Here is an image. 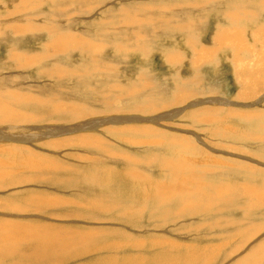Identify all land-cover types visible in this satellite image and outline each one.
I'll use <instances>...</instances> for the list:
<instances>
[{
	"label": "rangeland",
	"instance_id": "1",
	"mask_svg": "<svg viewBox=\"0 0 264 264\" xmlns=\"http://www.w3.org/2000/svg\"><path fill=\"white\" fill-rule=\"evenodd\" d=\"M262 2L88 0L75 7L77 0L68 2L67 13L60 12L64 7L59 3L42 6L38 14L31 10L28 13L37 20L30 23L37 30L17 32V17L8 14L15 10L13 4L0 0V93L20 95L13 108L18 106L22 116L8 126L0 124V165L5 162L0 174L13 175L0 180V225L30 222L52 232L69 230L72 250L81 249L87 258L75 256L64 264H99L94 261L97 257L114 258L116 264L142 258V264H150L164 252L155 250L154 243L160 241L171 243L169 257L183 256L182 244L206 247L222 241L229 257L249 253L260 244L264 232L247 241L235 236L236 229L223 226L234 218L236 231H241L239 224L264 227V203L247 196L250 188L258 194L264 191ZM124 23L127 26L121 28ZM57 25L65 34H74L69 46L76 49H53L54 42L67 38ZM223 36L230 38L221 46ZM79 37L84 44L74 42ZM236 41L243 46L237 49L232 45ZM201 51L208 54L205 61L196 56ZM22 59L28 66L21 64ZM86 61L91 75L79 76L76 73ZM101 66H109V73H100ZM187 79L201 85L191 81L189 85ZM181 81L187 82L189 95L178 91ZM200 86L206 93L196 90ZM133 88L138 92L133 94ZM113 120L121 122L115 125ZM121 155L130 159L120 165L115 160ZM181 167L199 173L206 195L185 200L191 205L174 215L183 201L174 195L194 187L193 177L186 179L183 173L172 183ZM202 168L209 172L200 174ZM133 170L146 186L166 182L169 189L156 199L151 186L142 188L127 177ZM44 200L55 204L45 207ZM95 201L98 209L90 205ZM243 209H250V214ZM79 229L78 238L95 229L103 234L94 255L84 244L91 240L76 243ZM26 249L19 244L14 255L1 253L0 264H12L22 255L27 264H54L51 254L43 261L36 254L27 256Z\"/></svg>",
	"mask_w": 264,
	"mask_h": 264
},
{
	"label": "bare ground",
	"instance_id": "2",
	"mask_svg": "<svg viewBox=\"0 0 264 264\" xmlns=\"http://www.w3.org/2000/svg\"><path fill=\"white\" fill-rule=\"evenodd\" d=\"M75 1H77V0H10V4H13V9H15V10H9L8 11V14H11V16H15V17H17V18H14L16 21H25V22H27L28 24H30V25H27V26H20V25H17V23H16V21L15 20H13V21H15L14 23H15V25H14V29L17 31V32H25L27 29H35V30H37V28L35 27V25H31V24H33V23H30V22H36L35 20H37L35 17V19L28 13V12H30L31 10H32V12L34 11V12H38V11H40V9L39 8H42V6H44V5H46V4H51V5H53V6H57V4L56 3H59L62 7H64V8H61V9H63V10H60V12H64V13H67V10H65V8H67V6L68 5H70V4H68V2L70 3V2H72L71 4H73ZM79 1V4H75L74 6L76 7L77 5H83V4H85V3H87L88 2V0H86V1H81V0H78ZM241 1H243V0H241ZM245 1V0H244ZM83 2V3H82ZM249 2V1H248ZM252 2V1H251ZM262 3H264V2H262ZM56 4V5H55ZM245 4V3H244ZM250 4V3H249ZM60 6V7H61ZM59 7V8H60ZM71 7V6H70ZM17 8V9H16ZM59 8H58V10H59ZM242 8V7H241ZM260 8H262V7H260ZM49 10V9H48ZM58 10H57V12H58ZM53 11V10H52ZM239 11V10H238ZM151 12V11H150ZM152 13V12H151ZM230 13V12H229ZM248 13V12H247ZM253 13V12H252ZM27 14L30 16H27ZM38 14V13H37ZM149 14V13H148ZM239 14V13H238ZM55 15V14H54ZM154 15V14H153ZM152 15V16H153ZM7 16H9V15H7ZM10 16V17H11ZM51 16V15H50ZM233 16V15H232ZM9 17V18H10ZM38 17V16H37ZM42 17V16H41ZM154 17V16H153ZM51 18V17H50ZM142 18L143 19H145L143 16H142ZM147 18V17H146ZM234 18V17H233ZM63 19H65V18H63ZM11 20V19H10ZM46 20V19H45ZM50 21V20H49ZM65 21V20H64ZM67 21V20H66ZM41 22V21H40ZM54 22H55V20L53 21V22H51V24L53 23L54 24ZM62 22V21H61ZM43 23V22H42ZM125 25H121V24H119V25H121V28H122V26L124 27H126L127 25H126V23H124ZM55 25V24H54ZM58 26V25H57ZM56 26V27H57ZM60 26V25H59ZM58 26V27H59ZM118 26V25H117ZM183 26V25H182ZM43 27H44V25H43ZM56 27H54V29L56 28ZM61 27V26H60ZM60 27H59V31H61L60 30ZM119 27V26H118ZM179 27V26H178ZM40 28H42V26L40 27ZM39 28V29H40ZM51 28V27H50ZM49 29V28H48ZM52 29V28H51ZM53 29V30H54ZM52 30V31H53ZM56 30V29H55ZM63 30V29H62ZM65 30H69V29H65ZM71 30V29H70ZM28 31V30H27ZM29 31H31V30H29ZM182 31V30H181ZM41 32H43V31H41ZM57 32V31H56ZM62 33L64 32V31H61ZM45 33V32H44ZM66 32H64L63 34H64V36L65 37H67L66 38V40H65V38L64 39H62L63 40V42H61V41H59V44H56V43H58V42H54V44H53V49L54 48H56V49H58V51H63V52H65V51H70V50H74L73 48H75V47H73V48H70V42H71V40H73V39H75V37H74V34H71V36H69L68 35V33L67 34H65ZM49 34V33H48ZM255 34V33H254ZM83 38V37H82ZM82 38H78L77 40H74V42L75 41H78V42H81L82 41ZM223 38L224 39H221L220 40V43H223L221 46H223L224 44H226L227 43V40H229V38L230 37H228V36H223ZM79 39H81V41H79ZM84 39V38H83ZM52 40V39H51ZM88 41V42H87ZM86 42H87V44L89 45V40H87ZM77 42V43H78ZM85 42V43H86ZM140 42H142V41H140ZM81 43H83V42H81ZM91 43V42H90ZM239 42L238 41H236V42H234L232 45H234V44H237L236 45V47H238L237 49H239V47L241 46H243V45H240V44H238ZM84 44V43H83ZM75 45H76V43H75ZM79 45V44H78ZM91 45V44H90ZM95 46V45H94ZM100 46V45H99ZM98 46V47H99ZM145 46V45H144ZM79 47V46H78ZM96 47V46H95ZM95 47H93L92 49L93 50H96V48ZM62 48V49H61ZM235 48V47H234ZM76 49V48H75ZM78 49V48H77ZM228 49V48H227ZM236 49V50H237ZM85 50V49H84ZM83 50V51H84ZM230 50H231V48H230ZM233 51H234V49H232ZM235 50V51H236ZM53 51V50H52ZM197 51V50H196ZM195 51V52H196ZM84 52H86V51H84ZM61 53V52H60ZM198 53V55H196V56H198L197 58H201V60L203 59L204 61H205V58L206 57H208V54H206V52L205 51H201V52H197ZM208 53V52H207ZM234 53V52H233ZM238 53H239V50H238ZM237 53V54H238ZM259 53V52H258ZM19 55V54H18ZM24 55V54H23ZM26 55V54H25ZM172 55H174V54H172ZM179 55V54H178ZM177 55V56H178ZM181 55V54H180ZM258 55V54H257ZM17 57V61H20V55L19 56H16ZM25 57V56H24ZM173 57V56H172ZM172 57H170L169 56V59H170V61L171 62H175V59L174 58H172ZM179 57V56H178ZM28 58V57H27ZM37 58H39V56H37ZM255 58H257L256 56H255ZM259 58V57H258ZM210 59V58H209ZM30 61H29V64H31L32 62H33V58H31V59H29ZM89 60V59H88ZM95 60H96V62L97 61H99V58L98 57H95ZM91 60H89V62H90ZM88 62V63H89ZM193 62V61H192ZM88 63H87V61L85 62V63H82L81 64V66H80V70L76 73V74H78L79 76L80 75H83V76H85L86 77V75L85 74H88V75H91V72H92V70H91V68L88 66ZM177 63V62H176ZM175 63V64H176ZM200 63V62H199ZM258 63V62H257ZM260 63H262V62H260ZM21 64L22 65H27L28 66V60H26V59H22L21 60ZM194 65V64H193ZM261 65V64H260ZM179 66V65H178ZM195 66H198V65H196V62H195ZM110 67L109 66H101V67H99V71H100V73H102V74H106V72H108L110 69H109ZM112 69H113V67H112ZM256 72V71H255ZM109 73V72H108ZM87 75V76H88ZM109 76V75H108ZM91 77V76H90ZM111 77V76H110ZM192 77V76H191ZM190 77V78H191ZM247 77H248V75H247ZM179 77H177V79H178ZM188 78V77H187ZM254 78V77H253ZM180 79V78H179ZM250 79V78H249ZM188 80V79H187ZM191 80H193V79H191ZM190 80V81H191ZM186 81V80H185ZM184 81V82H185ZM189 81V80H188ZM190 81H189V85H190ZM196 82H199V81H197V80H195ZM182 83L181 84H179L178 85V87H177V89H178V91L179 92H182L183 94H185V95H189V93H190V91H189V89L187 88V87H185V84L187 83H184L183 81H181ZM192 82V81H191ZM194 82V81H193ZM192 82V83H193ZM195 82V83H196ZM180 83V82H179ZM191 83V84H192ZM195 83H193V84H195ZM197 84V86L198 85H201V82L198 84V83H196ZM195 84V85H196ZM196 88V87H195ZM112 89V88H111ZM110 90V89H109ZM196 90L198 91V92H200V93H206V91H202V90H205L204 88L202 89L201 88V86H200V88H196ZM128 91H130V90H128ZM132 92H133V94H135V93H137L138 92V89L137 88H133L132 90H131ZM130 91V92H131ZM2 92H3V90H2ZM110 92H112V91H110ZM130 92H128V93H130ZM130 96V95H129ZM150 96V95H149ZM149 96H147L148 98H149ZM198 96L200 97H202V95H199L198 94ZM2 97H4V98H2ZM205 98V97H204ZM216 98V97H215ZM151 99V98H150ZM208 99H210V101L209 102H216V101H213V99H211V98H208ZM19 100H20V95L18 94V95H16V94H13L12 93V95H10L8 92H6V93H0V124H3V122L5 123V124H7L6 126H8L9 125V123L11 122H15L16 120L18 121L19 119H21L22 118V116H21V113L19 112V110H18V106H17V109H16V107L15 108H13V105L14 106H16V105H18L19 103ZM217 100V99H216ZM154 102V101H153ZM262 104V103H261ZM154 105H156V103H154ZM156 107V106H155ZM155 107H154V110H155ZM60 109V108H59ZM59 109L57 110V109H54V111L53 112H58L59 111ZM156 109H157V107H156ZM155 111H157V110H155ZM156 113V112H155ZM172 115L174 114V113H171ZM170 114V115H171ZM177 114V113H176ZM179 114H181L180 112H179ZM195 114V113H194ZM16 121V122H17ZM13 122V123H14ZM15 122V123H16ZM101 122H103V123H105V121L104 120H102ZM113 124H115V125H117L118 123L117 122H121V121H115V120H113ZM12 125V124H11ZM88 126H89V124H87ZM18 126V125H17ZM12 127V126H11ZM9 128V127H8ZM18 128V127H17ZM13 129V128H12ZM222 131V130H221ZM263 131V130H262ZM186 132V131H185ZM224 131H222V132H220L221 134L223 133ZM227 132V131H226ZM217 133V132H216ZM215 133V134H216ZM228 133V132H227ZM218 134V133H217ZM216 134V135H217ZM223 134H226V133H223ZM215 136V135H214ZM11 137V136H10ZM16 137V136H15ZM183 137V136H182ZM187 137V136H186ZM190 137V136H189ZM212 137V136H211ZM261 137V136H260ZM259 137V138H260ZM23 138V137H22ZM179 138H180V136H179ZM12 139V138H11ZM23 139H25V138H23ZM187 138H185V140H186ZM10 140V139H9ZM181 140V139H180ZM189 140V139H188ZM177 141H178V139H177ZM217 141V140H216ZM24 142H25V140H24ZM218 142V141H217ZM220 142V141H219ZM170 142H168V145H170V144H172L173 142H171L170 144H169ZM182 143V141L180 142V146H184V144H181ZM215 144V143H214ZM221 144V143H220ZM167 145V144H166ZM218 145V144H217ZM212 146H215V145H212ZM219 146V145H218ZM216 147V146H215ZM220 148V147H219ZM198 149V148H197ZM228 151V150H227ZM232 151V150H231ZM215 152V151H214ZM225 153H229V152H223V154H225ZM9 157V156H8ZM12 157V156H11ZM11 157H9L10 158V160H11ZM8 158V159H9ZM110 158H114V156H112V157H110ZM7 159V160H8ZM128 159H130V157L129 156H126V155H121V158L118 156V158L115 160L116 161V163L117 164H122L124 161H127ZM15 159H13L12 161H14ZM114 160V159H113ZM6 161V160H5ZM9 161V160H8ZM8 161H6V162H8ZM12 162H9V164H11ZM17 163H18V161H17ZM26 163V162H25ZM3 164H5V162L4 163H2V166L0 165V169H2V168H4V166H3ZM13 164V163H12ZM24 164V163H23ZM175 164V163H174ZM15 165V167H16V164H14ZM7 166V165H6ZM18 166V165H17ZM20 166V165H19ZM18 166V167H19ZM25 166V164L23 165V167ZM179 166H182V164H180ZM8 167V166H7ZM10 167V166H9ZM15 167L13 168V170L15 169ZM39 167V166H38ZM203 167V166H202ZM43 168V167H42ZM54 168L56 169V170H58V171H61L62 170V168L61 167H55L54 166ZM36 169V168H35ZM39 169V168H38ZM46 169V168H45ZM201 169V168H200ZM206 169V168H205ZM205 169H203L202 168V172L200 171V174H206V171L207 170H205ZM10 170H11V168H10ZM34 170V169H33ZM74 170H76V169H74ZM219 170L221 171L222 170V168L220 167L219 168ZM229 170V168L227 169V170H225V171H228ZM6 171H8V169H6ZM37 171V170H36ZM180 171L181 172H179L180 173V175H177V174H175L174 176H172V183H175V182H178L176 179L177 178H181L180 176H182V177H184L183 175L184 174H186L187 175V177H186V179L191 175L193 178H192V184L194 185V187H193V190L192 191H186V192H184L183 194H176V195H174V197H176L180 202H181V200L183 199V201H182V207H180V208H178V209H176L175 210V214L174 215H176L177 213H180V212H184L191 204L190 203H186L185 202V200H189L191 197H196L197 196V198H196V200H201V197H205V195H206V193H205V191L203 190V191H201L203 188H204V184H203V182H202V180H201V176H197L196 174H199V173H197L195 170H194V168H189V167H186V168H184V167H181L180 168ZM44 172V171H43ZM76 172V171H75ZM198 172H199V170H198ZM207 172H209V170L207 171ZM217 172V171H216ZM18 173V172H17ZM119 173H120V171H119ZM118 173V174H119ZM129 173H130V175H129ZM129 173H128V178H130V177H132V179H133V182H134V184L135 185H138V186H140V187H142V188H145V189H147V188H149V186H151V184H148V186H146V184H143L144 182L142 181L143 179L142 178H140L135 172H134V170L133 171H129ZM182 173H183V175H182ZM220 173H222V172H220ZM15 174V173H14ZM19 174V173H18ZM59 174V173H58ZM76 174H78V172L76 173ZM115 174V173H114ZM126 174H127V172H126ZM121 175H122V173H121ZM125 175V174H124ZM208 175V174H207ZM7 176H13L10 172H9V174H5V173H2V174H0V180L2 179V177H7ZM15 176V175H14ZM17 176V175H16ZM46 176V175H45ZM217 176H218V174H217ZM208 177H209V175H208ZM208 177H207V179H208ZM39 178V177H38ZM48 178V177H47ZM46 178V179H47ZM52 178V177H51ZM113 178V177H112ZM169 179H171V177H169ZM32 180V179H31ZM30 180V181H31ZM130 180V179H129ZM167 180V179H166ZM171 181V180H170ZM209 181V180H208ZM7 182V181H6ZM12 182H14L13 180H11V182L9 183L10 185H11V183ZM211 182V181H210ZM4 183V182H3ZM2 183V184H3ZM166 183V182H165ZM164 183V184H165ZM171 183V184H172ZM197 183H199V184H197ZM45 184V183H44ZM164 184H162V185H154L153 184V186H151L150 188H152V191L154 192V195H153V197H156V199L157 198H159V196H158V193H164L167 189H169V185H164ZM168 184V183H167ZM145 185V186H144ZM8 186V185H7ZM121 186V185H120ZM2 188H3V185L1 186ZM119 187V186H118ZM119 188H121V187H119ZM136 188H138V187H136ZM206 189H210V187L207 185L206 186ZM137 190V189H136ZM126 192H127V190H126ZM137 192V191H136ZM129 193V192H128ZM145 193V192H144ZM204 194L203 196H201L200 197V195L201 194ZM148 195V194H147ZM247 196L249 197V196H251V197H249V198H251V199H253V198H258V200H260L261 202H263L264 203V191H262L261 193H257V190L255 189V188H250V190H249V192L247 193ZM203 197V198H204ZM206 199V198H205ZM213 199L216 201V197H213ZM193 200V199H192ZM190 201V200H189ZM45 202V203H44ZM42 203V202H41ZM45 205V207L47 206V205H54L55 204V202L54 201H49V200H44L43 201V203H42V205ZM211 204L213 205V206H215V203L214 202H211ZM41 205V206H42ZM90 205L92 206V208H94V209H98L99 208V202L98 201H95V202H91L90 203ZM13 206L14 207H17L16 205H14L13 204ZM44 207V208H45ZM248 209V208H247ZM37 210V209H36ZM242 211H245L246 213H249L250 214V209L249 210H245V209H243ZM176 217V216H175ZM244 218H245V216H244ZM234 218H230V220L229 221H227L225 224H224V226H223V228L225 229L226 227H227V229L229 228V229H233V230H237V225L235 224L234 225V223L235 222H237L236 221V219L235 220H233ZM168 221H169V219H168ZM243 221V220H242ZM239 222H240V220H239ZM245 222V221H244ZM32 223V222H31ZM37 225V224H36ZM36 225L35 226H33V225H31L30 224V222L29 223H26V224H23L22 222H7V223H3V224H1L0 225V254L1 253H6V254H9V255H14L15 253H16V250H17V246L20 244V245H22L24 248H29V249H26V250H24L25 251V253H26V255L27 256H34L35 254H36V256H38V257H40V258H44L43 259V261H45V258H47V255L48 254H51V262L52 263H54V264H59L60 262L62 263V264H64L65 262H71V261H73V259H74V257L75 256H85V254H83L82 252V250L81 249H79V250H76V251H73L72 250V241H71V239H70V236H69V234H70V231L69 230H64V232H61V231H57V230H55V229H53V232L52 231H50V230H48V229H46V227H44V228H39V227H36ZM43 225V224H42ZM39 226V225H38ZM41 226V225H40ZM45 226V225H44ZM199 226V225H198ZM239 229H241V231L240 230H238V231H236L235 230V236L236 237H238L239 239H240V237L242 236V238H243V240H247V241H252V240H254L255 238H257V236L259 235V234H261L262 232H264V227H262V226H259L257 223H255V224H252L250 227H249V225L248 226H245V227H242V225L241 224H239ZM181 228H184L183 226H181ZM195 228V227H194ZM88 229H91V227H89L88 226ZM96 229H98V228H96ZM94 230L93 231V233H91V231L88 233V234H86L85 233V236H82V237H80V238H78L79 237V235L81 234V229H79V232H78V234H77V238H76V243H77V241H78V239H83V240H86L87 241V239L88 240H91L92 242L91 243H89V244H86V242L84 243L85 245H86V248L88 249V251H89V254H93L94 255V251H93V248H94V246H96V244L98 243V241L100 240L99 238H104V236H103V234L100 232V231H98V230ZM196 229V228H195ZM232 230V231H233ZM199 231V230H198ZM196 232V231H195ZM200 232V231H199ZM59 235H62L63 237H61V236H59ZM88 235V236H87ZM143 236V235H142ZM87 237V238H86ZM233 239V238H232ZM232 241V240H231ZM106 242V241H105ZM205 242V241H204ZM26 243H28L29 245H27ZM210 244H215V243H210ZM230 244V243H229ZM232 245V244H231ZM246 245V244H245ZM40 246V247H39ZM58 246V247H57ZM227 246V245H226ZM56 247H57V250H58V254L57 255H55L54 254V252H55V249H56ZM154 247H156V249L155 250H157V251H160V252H162V251H164V252H162V254L160 255V258L158 259V261L157 262H154L155 260H153V262L152 263H150V264H264V239L263 240H261L260 241V244H258V245H255V247L249 252V253H243V255H236V256H234V255H232L231 257H229V254H224L223 253V251L225 250V245H223V243H222V241H220V243L218 244V245H207L206 247H201V246H191V245H185V244H182L181 246H180V248H184L183 250H180V253H182L183 254V256H180V254H178V255H176L175 256V254L174 255H172L171 257H169V256H167V252H169L171 249H172V245H171V243L170 242H163V241H160V242H155L154 243ZM105 251H107L108 249H109V247L108 246H106L105 245ZM237 248V250H239V248L238 247H236ZM169 250V251H168ZM237 250H234V252L235 251H237ZM239 251H241V249L239 250ZM96 255V254H95ZM91 256V255H90ZM100 256V255H99ZM105 256V255H104ZM107 256V255H106ZM111 257V256H110ZM84 258H87L86 256L84 257ZM98 259H93L95 262H97V263H99V264H116V263H114V258H110V259H106V258H101V260L99 259V257H97ZM142 262H143V259L142 258H134L133 259V263L132 264H142ZM27 264V263H25V261H24V256L22 255L17 261H15V262H12V264ZM41 264H43V263H41ZM44 264H47V261H45L44 262ZM84 264H87V261H84ZM121 264H123V263H121Z\"/></svg>",
	"mask_w": 264,
	"mask_h": 264
}]
</instances>
